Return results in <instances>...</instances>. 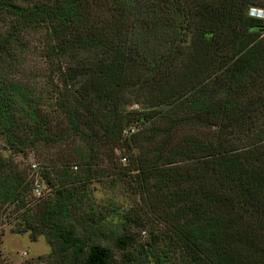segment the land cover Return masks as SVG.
<instances>
[{
    "label": "trees",
    "instance_id": "obj_1",
    "mask_svg": "<svg viewBox=\"0 0 264 264\" xmlns=\"http://www.w3.org/2000/svg\"><path fill=\"white\" fill-rule=\"evenodd\" d=\"M250 8L264 0H0L9 28L0 69L16 73L28 49L19 37L42 28L51 76L38 93L0 79V139L16 152L72 146L53 177L40 173L54 196L36 217L31 187L0 161V207L22 210L21 231L45 236L66 264H115L100 244L102 222L87 238L68 223L77 205L67 190L81 179L68 164L86 178L123 143L132 147L134 135H123L132 124L159 120L166 126L133 147L131 170L167 231L139 245L116 235L118 264H264V22ZM137 103L148 110L126 109ZM198 127L210 134L175 138Z\"/></svg>",
    "mask_w": 264,
    "mask_h": 264
},
{
    "label": "rangeland",
    "instance_id": "obj_2",
    "mask_svg": "<svg viewBox=\"0 0 264 264\" xmlns=\"http://www.w3.org/2000/svg\"><path fill=\"white\" fill-rule=\"evenodd\" d=\"M8 29L6 23H0V39L5 36ZM44 34V29L34 28L27 30L22 37H19V41H25L28 47L20 57V60L23 59V64L14 68L16 73L0 69V79L19 82L28 89L34 88L37 93L45 89L44 85L49 82L51 76L45 69L43 59L39 56L43 41H46ZM126 109L137 112L148 110L141 103L131 104ZM46 110L44 109L45 112ZM165 126L159 120L143 125L132 124L128 129L126 128V134L123 132L125 139L134 135L132 147L127 148L123 143L120 148L113 151V156H109L108 161L104 158L103 162L95 168L96 170L86 178H83L86 174L81 168L78 169L77 163L74 164L71 161L68 164L70 170L81 178L67 190L72 193V200L77 205L74 215H69L68 223L73 225L76 235L87 238L89 226L92 223L97 225L102 222L104 238L100 240V244L109 249L115 264H118L120 260L119 254L112 247L113 238L116 235H126L131 244L139 245L148 242L150 237L156 239L162 236L163 238L167 231L166 227L155 220L143 204L135 187V172L131 170L132 157L137 153L133 147L149 139V131L152 130L151 133L154 131L152 127L155 129V127L164 128ZM183 133L194 134L203 139L210 134V131L199 127L179 128L175 133V138ZM71 149V145L63 144L38 145L16 152L9 150L4 141L0 139V161L7 165L5 172L22 180L27 188L32 189L35 181L38 184L40 197L35 198L32 190L25 195L29 215L32 217H36L35 215L54 196L53 188L46 184L40 173L47 171L50 173L49 177H53V169L58 166L57 161L61 157H71ZM21 211L15 205L0 207V264H66L68 257L56 255L45 236L39 235L32 239L30 232L21 231ZM171 262L177 264L173 258Z\"/></svg>",
    "mask_w": 264,
    "mask_h": 264
},
{
    "label": "built area",
    "instance_id": "obj_3",
    "mask_svg": "<svg viewBox=\"0 0 264 264\" xmlns=\"http://www.w3.org/2000/svg\"><path fill=\"white\" fill-rule=\"evenodd\" d=\"M247 16L253 17V18H259V19H261V21L264 22V9L250 8L247 12ZM124 134H126V131H124ZM122 160L124 161V159H122ZM32 169L34 170V166H32ZM32 192H33L35 198H38L41 195L40 190L38 188V184L36 181L33 184Z\"/></svg>",
    "mask_w": 264,
    "mask_h": 264
},
{
    "label": "clouds",
    "instance_id": "obj_4",
    "mask_svg": "<svg viewBox=\"0 0 264 264\" xmlns=\"http://www.w3.org/2000/svg\"><path fill=\"white\" fill-rule=\"evenodd\" d=\"M250 18H253V17H250ZM253 19L261 20V19H259V18H253Z\"/></svg>",
    "mask_w": 264,
    "mask_h": 264
}]
</instances>
